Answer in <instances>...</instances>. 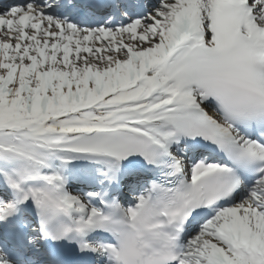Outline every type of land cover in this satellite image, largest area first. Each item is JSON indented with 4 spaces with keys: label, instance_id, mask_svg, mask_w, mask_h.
I'll list each match as a JSON object with an SVG mask.
<instances>
[{
    "label": "snow or ice",
    "instance_id": "snow-or-ice-1",
    "mask_svg": "<svg viewBox=\"0 0 264 264\" xmlns=\"http://www.w3.org/2000/svg\"><path fill=\"white\" fill-rule=\"evenodd\" d=\"M0 264H264V0H0Z\"/></svg>",
    "mask_w": 264,
    "mask_h": 264
}]
</instances>
